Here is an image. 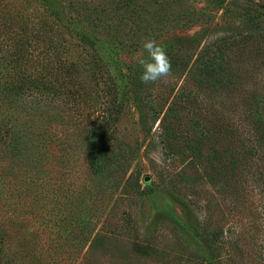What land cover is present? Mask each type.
<instances>
[{
	"label": "rangeland",
	"instance_id": "374dc122",
	"mask_svg": "<svg viewBox=\"0 0 264 264\" xmlns=\"http://www.w3.org/2000/svg\"><path fill=\"white\" fill-rule=\"evenodd\" d=\"M218 1L0 0V264H264V178L252 168L241 179L227 176V186L200 180L201 167L166 154L156 125L142 129L127 79L145 39L207 33L208 42L257 23L264 29V15L249 19L260 12L255 5ZM81 30L94 37L101 67L79 42ZM244 38L229 64L232 88L199 89L172 67L169 82L143 85L144 100L167 102L183 88L196 102L178 103H209L241 127L249 93L264 92V36ZM46 61L66 63L58 92L47 84L54 79ZM112 77L123 80L117 98ZM113 100L124 104L106 144L127 163L117 174H95L85 138L98 107ZM23 135L32 138L33 164L11 149Z\"/></svg>",
	"mask_w": 264,
	"mask_h": 264
},
{
	"label": "trees",
	"instance_id": "16d2710c",
	"mask_svg": "<svg viewBox=\"0 0 264 264\" xmlns=\"http://www.w3.org/2000/svg\"><path fill=\"white\" fill-rule=\"evenodd\" d=\"M246 1L250 2V6L255 5L260 10L259 13L250 10L249 19L251 22L264 15V3H255L253 0ZM218 2H223V0ZM252 26L253 28L244 32L231 31L230 33L227 31L225 36L208 42H205L208 34L200 33L189 39L176 38L174 41L163 40L159 43L166 48L172 67H176L185 73V76L189 77L197 88H209L214 92H219L232 88L237 82L230 71L229 65L231 57L241 53V51L234 49L237 37L244 38L246 36L244 40H252L253 42L254 40L261 41V38L263 39L264 29L261 23ZM77 36L80 43H84L90 49H93V62L96 63L97 67H101L102 64L99 65L96 44L92 39L94 37L83 30L77 33ZM186 41L190 42L187 44ZM27 56L26 60L23 59V61L30 63L33 59L30 54ZM21 59L18 55L14 59L13 65H17ZM48 59L46 58V60ZM49 63H47L49 67H45L50 70L49 75L54 80L47 84L52 88L56 87L54 90L58 92L61 86H66L63 85L65 79L60 72L61 70H59L66 63L64 61H59V64L55 63L53 65L52 62ZM65 74L68 75V71ZM140 74L141 69L136 66L134 73L127 78L131 85V93L135 102L133 104L138 113L139 124L145 131H151L153 126L156 125L159 131L158 137L161 139L167 155L180 156L184 161L194 164V167H201V174L197 173L198 178L218 186L220 184L222 186L226 185L227 176L234 177L235 180L241 179L239 177L249 173L245 171L246 169L251 170L253 168L252 170L258 172L259 178H264V158H261L257 164L252 163L251 160L256 155L264 156V92L253 91L251 94L249 93L248 97L251 98V102L243 103L244 106L240 111V118L243 119V123L240 127L231 123L230 116L225 115L224 112L218 111L216 108H212L209 103H178L177 101H181L182 98L188 102L196 100L195 96L189 93L184 94L185 90L183 88L178 89L177 94L173 95L172 99L167 102L152 103L150 98L144 100L145 96L143 97L141 89L145 84L141 83ZM111 81L113 85L110 90L116 88L113 91V97L117 98L116 94L123 80L118 81L112 77ZM47 90H50V87ZM173 91L171 90L170 93ZM9 104L13 106L14 112L17 103ZM86 104L90 106V103H82L81 105L84 107ZM123 104L115 103V100H113L112 103H102L96 110L98 118L92 123V127L88 130L85 138L88 165L95 174L107 173L109 176L117 174L114 171H123L124 164L127 163V158H124L123 154L117 149L116 151L109 149L112 147H107L106 144L108 133L118 121V115L122 112ZM66 106L69 111L70 105ZM2 133L0 131V135ZM27 139H25V135L17 136L14 144L11 145V149L19 156V162L33 164L36 157L31 154V147L28 143L32 138ZM176 142L181 144L180 150ZM171 198L174 199V197ZM210 236L211 240L217 238L212 233H210ZM205 242L212 243L206 237ZM5 263L13 264L9 263L8 259H5Z\"/></svg>",
	"mask_w": 264,
	"mask_h": 264
},
{
	"label": "clouds",
	"instance_id": "9594fccd",
	"mask_svg": "<svg viewBox=\"0 0 264 264\" xmlns=\"http://www.w3.org/2000/svg\"><path fill=\"white\" fill-rule=\"evenodd\" d=\"M138 55L141 69L139 79L142 84L167 83L174 78L167 50L156 40L145 39Z\"/></svg>",
	"mask_w": 264,
	"mask_h": 264
}]
</instances>
